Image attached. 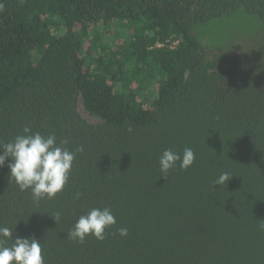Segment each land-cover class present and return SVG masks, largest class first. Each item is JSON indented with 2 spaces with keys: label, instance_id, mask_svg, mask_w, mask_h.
I'll use <instances>...</instances> for the list:
<instances>
[{
  "label": "trees",
  "instance_id": "16d2710c",
  "mask_svg": "<svg viewBox=\"0 0 264 264\" xmlns=\"http://www.w3.org/2000/svg\"><path fill=\"white\" fill-rule=\"evenodd\" d=\"M25 127L83 148L39 203L0 168V226L44 264H264V0H0V142ZM105 207L103 241L67 239Z\"/></svg>",
  "mask_w": 264,
  "mask_h": 264
},
{
  "label": "clouds",
  "instance_id": "9594fccd",
  "mask_svg": "<svg viewBox=\"0 0 264 264\" xmlns=\"http://www.w3.org/2000/svg\"><path fill=\"white\" fill-rule=\"evenodd\" d=\"M67 141L57 142L55 134L32 132L30 127L23 129L13 140L0 142V168L6 164L9 169V180L15 182L20 191H30L35 203L44 199H53L65 188L72 170L78 147L70 151L65 145ZM195 160L192 148L186 147L182 155L171 149L164 150L159 158L161 173L166 178L168 172L179 166L182 170L189 169ZM228 172H222L213 181L214 187L224 186L231 180ZM81 193L75 194L80 199ZM54 220L60 219V213L51 215ZM116 224L110 208H92L81 215L74 227L67 233V239L83 243L88 237L97 240L105 239L107 228ZM264 231V221L258 225ZM121 237H127V228L118 229ZM13 241L10 245L8 241ZM0 264H44L42 245L36 238L13 236V230L0 226Z\"/></svg>",
  "mask_w": 264,
  "mask_h": 264
},
{
  "label": "rangeland",
  "instance_id": "374dc122",
  "mask_svg": "<svg viewBox=\"0 0 264 264\" xmlns=\"http://www.w3.org/2000/svg\"><path fill=\"white\" fill-rule=\"evenodd\" d=\"M227 26V23H222V24H217V25H214V26H211L210 28L212 29L211 30V34L215 37L218 38L217 42H221V41H224V39L226 40L227 38V31H228V27ZM233 27H230V29H232ZM84 116L90 120L91 122H95L94 120L90 119L89 117H87V115L84 114Z\"/></svg>",
  "mask_w": 264,
  "mask_h": 264
}]
</instances>
